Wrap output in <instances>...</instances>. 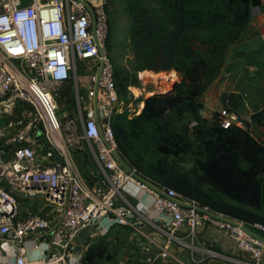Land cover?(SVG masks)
Returning <instances> with one entry per match:
<instances>
[{"label":"built area","instance_id":"obj_1","mask_svg":"<svg viewBox=\"0 0 264 264\" xmlns=\"http://www.w3.org/2000/svg\"><path fill=\"white\" fill-rule=\"evenodd\" d=\"M109 9L110 0H0V119H7L0 126V264H88L79 235L91 229L102 237L114 228L135 236L145 264H264V243L246 232L249 225L130 166L127 172L116 159L113 117L139 114L141 102L135 110L120 100L106 48ZM84 61L90 63V84L98 85L97 109L59 116L55 100ZM215 112L222 128L247 130L226 104ZM85 149L98 165L89 188L61 160ZM37 198L48 214H25L21 203ZM208 228L227 237L244 260H221L200 243L199 232ZM254 228L264 234L263 225Z\"/></svg>","mask_w":264,"mask_h":264},{"label":"trees","instance_id":"obj_2","mask_svg":"<svg viewBox=\"0 0 264 264\" xmlns=\"http://www.w3.org/2000/svg\"><path fill=\"white\" fill-rule=\"evenodd\" d=\"M150 0H125L135 73L175 71L181 80L171 91L141 99L139 114H116L111 129L122 159L142 176L172 189L183 198L254 228L264 226V143L236 125L224 129L215 112L200 117L201 96L219 76L227 49L245 30L260 0H156L169 9L170 26L150 10ZM111 6V0H110ZM110 19V9H109ZM115 80L117 81L116 73ZM127 86H137L136 75ZM226 98V96H224ZM224 98V99H225ZM228 111L233 112L232 109ZM193 118L191 130L204 159L199 173L189 174L170 158L188 152L191 142L171 119ZM251 122L264 127V107ZM98 252L87 253L92 264Z\"/></svg>","mask_w":264,"mask_h":264},{"label":"crops","instance_id":"obj_3","mask_svg":"<svg viewBox=\"0 0 264 264\" xmlns=\"http://www.w3.org/2000/svg\"><path fill=\"white\" fill-rule=\"evenodd\" d=\"M252 9L254 10L250 14L249 22L242 35L226 51L219 76L206 88L201 96V103L203 104L205 113L202 118L206 123L212 121L210 108L218 98L221 99V103L226 104L228 109H230L228 106L229 100H241L243 109L240 111H232L243 122L246 120L250 121L249 115H251L254 110H258L264 106V101L257 103L259 107H254L255 104L251 101L253 100L252 98H254V92L258 91L261 94L264 93V0H260V5ZM11 63L14 66L19 65V61H12ZM80 63L82 64L81 67H83V65L88 67L90 64L88 61ZM90 74L91 73L83 72L81 69L76 78L73 77L62 87L60 92V97L63 99L62 106H57L59 116L75 114L79 111V108L83 111L90 109L94 112L96 111L97 103L93 94L94 88L90 84ZM252 85H254L255 88H251ZM85 88H89L88 94ZM222 96H229V100L227 98V100L222 99ZM248 101H250V103ZM215 104V106H217L220 103ZM141 108L142 107H140V109ZM241 113H243V117H241ZM242 118H245V120ZM96 119L98 120L97 116ZM61 160L80 173L84 185L88 188L97 181L98 178H96L95 175L98 172V165L93 153L89 149H85L80 153L68 151L66 157H63ZM138 196L140 199L149 201V199L142 194ZM38 213L48 214V211L45 212L39 207L38 211L33 214ZM96 236L97 234H93L91 229L85 230L79 235L78 244L82 245L83 248V246L89 244L88 239H92ZM198 240L200 243H203L219 253L222 257L221 260L223 258L237 261L244 260V257L237 251L234 244L219 231L210 228L200 231ZM172 252L178 253L180 250L173 247ZM220 263L223 264L220 260H210L207 262V264Z\"/></svg>","mask_w":264,"mask_h":264},{"label":"rangeland","instance_id":"obj_4","mask_svg":"<svg viewBox=\"0 0 264 264\" xmlns=\"http://www.w3.org/2000/svg\"><path fill=\"white\" fill-rule=\"evenodd\" d=\"M125 0H111L110 6V31L107 41V54L109 55L115 73L117 77V89L125 105L132 103V108L137 110L139 102L141 99L150 97L155 94H163L172 90L175 83L181 80L180 76L175 71L159 72L155 73L152 71H143L145 72L144 76L133 71L134 59L132 55V47L130 40L131 24L130 20L127 17L125 6ZM149 6L151 12L161 20L165 25L170 26V16L169 9L171 6L163 7L158 1L150 0ZM252 12V9H251ZM78 62L77 67L79 70H83L85 73H92L89 70V67ZM152 73V74H151ZM136 75L139 83L137 86H127L122 82V78L126 81H130ZM251 88H255L254 85ZM134 95L133 93H137ZM141 91V92H140ZM254 98L252 103L255 104L254 107H259L257 103L264 101V93L254 92ZM61 96V95H60ZM138 97L136 100H133V97ZM229 96H226L228 99ZM222 99L225 97L222 96ZM225 98V99H226ZM226 99V100H227ZM229 100V99H228ZM56 105L58 107L62 106L63 99L61 97L57 98ZM231 102V103H230ZM250 103V101H248ZM221 103V99L218 98L210 108V115L213 117L215 113L216 104ZM228 106L233 111H240L243 109L242 101H228ZM264 107V106H263ZM29 108V107H28ZM142 109V108H141ZM261 109V108H260ZM259 110V109H258ZM254 110L249 117L257 112ZM245 111V110H244ZM129 116H134L133 112L128 113ZM243 117V113L240 114ZM209 116V117H211ZM245 120V118H242ZM7 119H0V126H6ZM193 118L190 115H184L181 119H171V126L173 130L177 132L186 131L188 133L191 146L183 155H180L176 158H170L168 160L174 161L175 165L179 167L182 171L187 172L191 175L199 173L198 163L204 159V156L200 154V148L196 142L195 136L191 130ZM208 121V120H207ZM250 123L248 130L251 134L258 139L260 142L264 143V130L263 127H259L255 123L246 120ZM8 133L11 136L14 132L10 130ZM2 141L0 140V144ZM20 207L23 209L25 214L36 213L40 208L47 211V208L41 198L34 199L29 202H22ZM94 234V232H93ZM94 236V235H93ZM134 235L127 229L114 228L106 236H96L92 239H88L89 244L83 246V251L86 253L98 252L99 255L94 257L92 264H145L142 262L143 255L139 252V242L134 239Z\"/></svg>","mask_w":264,"mask_h":264},{"label":"water","instance_id":"obj_5","mask_svg":"<svg viewBox=\"0 0 264 264\" xmlns=\"http://www.w3.org/2000/svg\"><path fill=\"white\" fill-rule=\"evenodd\" d=\"M254 9H252V12H253ZM90 87V86H89ZM85 90L87 91V94L89 93V88H85ZM94 98H95V101L97 103V98H98V85L95 84L94 85ZM87 96V95H86ZM116 156V159L121 163V165L124 167V169L127 171V172H130L131 171V168L129 167V165L122 159V157L119 155V154H115ZM246 232L251 235L252 237L256 238L257 240L261 241L264 243V237L259 235V234H256L255 232L249 230L246 228Z\"/></svg>","mask_w":264,"mask_h":264},{"label":"bare ground","instance_id":"obj_6","mask_svg":"<svg viewBox=\"0 0 264 264\" xmlns=\"http://www.w3.org/2000/svg\"><path fill=\"white\" fill-rule=\"evenodd\" d=\"M139 74L141 75V77H143L144 74H145V72H140ZM151 74H152V73H151ZM140 92H141V91H140ZM134 95H138V91H137V93L134 92ZM141 107H143V102H141Z\"/></svg>","mask_w":264,"mask_h":264}]
</instances>
